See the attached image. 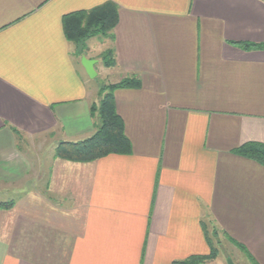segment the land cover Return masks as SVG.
Masks as SVG:
<instances>
[{
    "label": "crops",
    "instance_id": "obj_1",
    "mask_svg": "<svg viewBox=\"0 0 264 264\" xmlns=\"http://www.w3.org/2000/svg\"><path fill=\"white\" fill-rule=\"evenodd\" d=\"M106 3L112 38L76 57L63 17ZM246 45H264V0H0V264H180L219 234L264 264V167L234 153L264 145V49ZM125 79L130 152L56 157Z\"/></svg>",
    "mask_w": 264,
    "mask_h": 264
},
{
    "label": "trees",
    "instance_id": "obj_2",
    "mask_svg": "<svg viewBox=\"0 0 264 264\" xmlns=\"http://www.w3.org/2000/svg\"><path fill=\"white\" fill-rule=\"evenodd\" d=\"M117 22V8L111 3H106L88 12H76L64 16L62 28L66 40L75 45L76 52L81 56L86 50V42L89 39L112 38V31ZM245 47L264 49V45H246ZM100 60L104 67H114L113 51L109 49L102 53ZM138 85L139 81L136 79H125L116 85L101 87L99 103L90 109L91 114L96 115L98 120L95 133L81 142L60 144L55 151L56 157L72 162L88 163L109 154L129 153L130 145L123 133L122 121L114 109L113 90L138 87ZM234 153L264 167L263 144L248 143L236 149ZM213 255L214 250L212 249L209 256L191 257L180 264H202L211 259Z\"/></svg>",
    "mask_w": 264,
    "mask_h": 264
},
{
    "label": "rangeland",
    "instance_id": "obj_3",
    "mask_svg": "<svg viewBox=\"0 0 264 264\" xmlns=\"http://www.w3.org/2000/svg\"><path fill=\"white\" fill-rule=\"evenodd\" d=\"M85 52L86 50L84 51V54ZM75 56L79 57V54L76 52ZM19 145L21 147H24L25 149H30V144L26 142H21L19 143ZM215 237H217L218 239H212L214 255L211 259L203 262L202 264H228L229 260L233 264H251L246 259V256L244 255L242 249L237 246H233L226 238H224L220 234Z\"/></svg>",
    "mask_w": 264,
    "mask_h": 264
},
{
    "label": "water",
    "instance_id": "obj_4",
    "mask_svg": "<svg viewBox=\"0 0 264 264\" xmlns=\"http://www.w3.org/2000/svg\"><path fill=\"white\" fill-rule=\"evenodd\" d=\"M81 66L83 67L86 75L90 78L93 79L96 76V73L94 71V65L95 61L93 60H88L85 57H82L80 60ZM228 264H233L230 260L228 261Z\"/></svg>",
    "mask_w": 264,
    "mask_h": 264
}]
</instances>
